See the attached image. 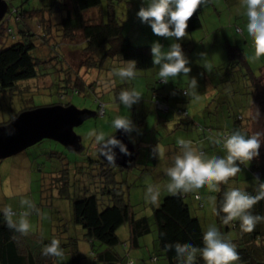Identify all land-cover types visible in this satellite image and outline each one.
<instances>
[{"label": "rangeland", "instance_id": "obj_1", "mask_svg": "<svg viewBox=\"0 0 264 264\" xmlns=\"http://www.w3.org/2000/svg\"><path fill=\"white\" fill-rule=\"evenodd\" d=\"M114 2L116 17L123 26V35L130 37L136 46L152 45L154 41H159L163 45V50L167 51L170 44L176 42L174 37L166 38L154 35L151 27L140 21L137 12L140 7L144 6V0H114ZM45 4L46 0H11V6L21 9L28 16L30 11L43 8ZM238 4L239 0H206V3L198 6L201 9L200 12L202 11L203 27L192 32L186 29V36L179 41L188 58L190 72L180 73L174 78L170 77L169 84L165 86L159 82L160 78L157 75L159 67L157 65L147 70L136 69L138 74L131 79H121L114 74L113 70L123 66L125 61L122 63L106 62L99 69L90 71L85 66L79 69L81 58L77 49L83 42L79 37L74 43L76 45L65 46L62 50L70 63L69 67L74 71L81 70L80 75L83 76L87 84H94L96 92L82 90L80 93L73 90L71 86L66 88L67 79H69L68 76H65L68 73L65 68L66 64L54 62L51 60L53 56L49 53L48 48L40 47V50L34 53L40 60L38 64L39 76L20 82L15 90L5 92V95L0 97V121L9 120L26 104L32 108L72 105L80 110L97 113V116L74 128L81 140V148L77 151L54 140L45 139L13 157L0 161V208L7 206L12 210L28 211L31 233L60 241L63 254L58 257L59 262L70 261L67 249L71 239L77 241L83 261H92L91 242L85 237V231L75 225L73 221L71 201L73 196L79 197L84 193L95 195L99 200L100 208H104L113 202L114 197L111 193H114L117 198L121 197L125 203L132 207L137 218L151 217L154 209L159 207L162 200L170 195L164 187L169 179L166 175V168L172 165L174 157L180 150L178 140L198 138L201 132L196 125H208V117L212 120L213 117L218 116L222 126L223 115H227L232 126V114H237L240 111L245 116L248 115L247 107L252 102V90L248 87L249 83L244 75L247 73V68L239 65L228 67L225 45L235 41L243 48L252 75L255 77H260L261 71L264 69V56L255 60L251 58L254 49L244 30L246 20L242 14H238ZM107 6V0H103V11L100 9L97 12L106 14ZM97 12L92 17L99 20L100 14ZM11 26L16 32L22 28L21 25L11 24ZM237 27L243 30V34L236 33ZM16 42L17 40L6 38L5 35L0 36V49ZM212 66L214 69L211 72ZM74 71L71 72L74 76L73 81L78 77V71ZM207 74L209 75L207 76ZM205 76H207L206 79H204ZM193 78L197 82L195 85H192ZM207 84L214 87L212 91L208 90ZM125 88H134L141 92L140 100L130 109L122 104L116 107L117 96ZM154 88H159L163 94H172L171 107L190 111V118L195 117V124L187 123V120L173 112L169 114L157 113L152 105V89ZM178 90H188L189 94L177 93ZM176 95L178 98L175 100ZM98 101L106 104L104 116L99 114ZM263 103L264 90L255 105L260 107ZM209 110L212 111V114L207 112ZM117 115L130 117L136 126L134 131L128 133V139L137 148L139 156L129 168L117 171L116 177L111 173L106 175L100 173L101 164L100 166L91 164V160L93 162L100 160L101 156L98 153V146L93 147V141L88 133L96 130L104 132L106 137L111 134L116 136L119 130L115 131L112 128L111 121ZM180 123L182 125L178 126ZM253 124L259 126L256 130L253 125L255 134L259 133V138L264 140V131H261V127H264L262 121H254ZM236 130L241 131L240 124H235L234 131ZM242 133L247 135L245 132ZM202 145L200 144L199 147ZM160 147L164 149L163 155L159 154ZM191 147L198 154L197 148L192 145ZM221 155L222 152L217 149L215 157ZM81 164L84 168H80ZM240 168V175L243 178L240 180L239 188H249V186L246 187L249 182L250 184L252 182L254 186L256 181L250 178V170L247 166L240 164ZM103 176L109 177L110 182L111 178L115 177L118 184L115 189L111 187L113 192L111 189L105 188ZM65 186H68V192H61ZM149 186L160 188V196L156 202H152L146 197ZM18 190L19 194H17ZM195 192L198 191H192L186 202L192 215L200 219L204 231L208 226L214 225L227 241L238 248L240 244L239 229L229 228L227 230L225 226H220L216 221V214L212 211L213 207L216 208L217 191L202 187L201 194L205 203L203 208H200L199 203L191 197ZM22 199H28L33 207L28 209L26 205H21ZM18 218L19 216L13 217L14 220H18ZM117 235L120 241L127 245L126 248L122 244L115 247L122 256L127 257L124 264H127L128 258L135 260V264H144L145 262L147 264H168L160 250L154 222L152 223V232L140 239V248L138 249L130 248L129 225L120 227ZM100 248H104V246H99L96 243L95 251ZM153 256H158V261L153 262L151 260Z\"/></svg>", "mask_w": 264, "mask_h": 264}, {"label": "trees", "instance_id": "obj_2", "mask_svg": "<svg viewBox=\"0 0 264 264\" xmlns=\"http://www.w3.org/2000/svg\"><path fill=\"white\" fill-rule=\"evenodd\" d=\"M107 3L106 14H101L97 10L101 9L103 11V0H46L43 8L30 11L28 16L21 9L11 6V0H8V12L0 23V36L5 35L6 38L17 40V42L0 49V97H3L5 92L15 90L20 82L39 76L38 64L40 60L37 59L34 53L40 50V47L48 48L49 53L53 56L51 60L54 62L62 65L66 64L65 68L68 73L65 76L69 77L66 88L71 86L73 90L80 93L82 90L96 92L94 84H87L83 76L80 75L81 70H76L78 71V77L73 81L74 76L71 72L74 70L69 67L70 63H68L62 50L65 46L76 45L74 43L79 37L83 40L77 49L81 58L79 69L85 66L90 71L99 69L106 62L122 63L128 60H135L136 69L138 70L152 69L155 64L152 63L151 45L136 46L130 37L123 35L122 23L115 14L116 4L114 0H107ZM200 10V8H197L189 19L188 31H196L203 27L202 11L200 12ZM96 12L100 14L99 20L92 17ZM11 24L21 25L22 28L16 32ZM236 31L238 34H243V30L239 27ZM79 48L83 49L80 50ZM225 49L228 55L227 65L229 68L234 65L247 68V73L244 75L248 80V87L252 90V102L247 107L248 115L245 116L240 111L237 114H232V126L227 115H223L222 126L218 116H212V120L208 117V125L206 126L196 125L201 134L198 138L187 139L186 141H190L191 145L197 148L198 155L203 160L215 158L217 149L222 152L221 156L226 155L222 138L235 130V124H240L241 131L247 133L248 136L255 135L254 126L256 130L259 128L257 124H253L254 121H262L264 125V103L260 107L255 105L259 95L264 90V69H262L260 77L253 76L243 48L235 41L226 44ZM62 67L64 68V66ZM212 69H214V66L211 67V72ZM159 82L164 86L169 84V82L164 83L161 80ZM213 88V86L208 85L209 91H212ZM177 93L189 94L188 90H178ZM171 95L169 93L163 94L159 88L152 89L154 110L160 114L173 112L175 115L178 114L187 120V123L195 124V117L190 118V111L171 107ZM177 98L176 95L175 100ZM219 98L222 97L219 96ZM98 103L99 114L105 115L106 104L102 101H98ZM34 108L28 107L27 104L24 105L9 120L0 121V126L10 123L21 112ZM207 112L212 114L210 110ZM261 131H264V127H261ZM200 144L203 145L199 147ZM206 144H209V146ZM178 148H180L179 144ZM98 150L100 156L101 148L99 146ZM90 162L99 166L101 164L100 173L104 175L111 173L116 177L117 171L127 169L131 165L128 167L115 166L103 161L102 158ZM80 168H84V166L81 164ZM247 168L250 170V178H253L256 182L254 186L252 182L251 184L250 182L247 183L246 187L249 186V188H246V191L256 195L259 192V181L264 182V144H261L259 155L247 165ZM98 175L101 177L100 174ZM242 178L240 172H238L232 178H228L227 182L220 183V190L217 191L216 199L217 209L222 204L223 192L233 187H239ZM257 178L259 181H257ZM111 179L112 184L109 177H102L106 185L105 188L112 191L111 187L115 189L118 182L114 176ZM64 191L68 192V186L61 189V192ZM201 192L202 188L200 192H195L191 197L199 203L200 208H203L205 203ZM191 193H178L176 196L169 195L162 200L159 207L154 209L151 217L144 216L140 218L136 217L129 204L125 203L121 197L117 198L114 193H111L114 197L113 202L104 208H100L99 200L95 195L84 193L79 197L77 195L73 196L71 198L73 221L75 225L80 226L85 231L84 235L93 247L91 251L92 261L88 262L83 261L79 245L74 239H71L68 244L67 254L70 256V261H66L67 263L59 262L56 256L45 255L43 248L51 242L52 238L36 236L30 231L24 234L15 228H10L3 214H0V264H124L127 257L122 256L115 248L120 244L124 245V248L127 247L126 243L120 241L117 235L118 229L123 225H129L130 248L138 249L140 248V239L152 232L153 222L157 228L160 250L168 264H182V258H178L173 251L174 245L192 244L196 247H203L202 235L204 228L200 219L192 215L186 202ZM12 211L15 214L14 216H20L25 210ZM249 211L253 215L264 217V198L254 204ZM224 215L222 212L220 215H216V221L220 226H225L227 230L229 228L239 229L240 244L236 248L239 259L233 264H264V219L258 221L251 232H244L240 228L239 220H234L225 225L222 221ZM96 243L99 246H104V248L95 251ZM63 247H66V245H63ZM151 260L153 262L158 261V256L151 257ZM127 264H135V260L128 258ZM194 264H205V261L197 254Z\"/></svg>", "mask_w": 264, "mask_h": 264}, {"label": "clouds", "instance_id": "obj_3", "mask_svg": "<svg viewBox=\"0 0 264 264\" xmlns=\"http://www.w3.org/2000/svg\"><path fill=\"white\" fill-rule=\"evenodd\" d=\"M206 3V0H144V6L137 12L142 23L151 27L154 35L162 37H174L175 43L170 44L167 51L163 50V45L159 41H154L151 45L152 63L159 67L158 77L164 83L170 77H176L180 73L190 72L189 61L185 56L181 43V38L186 36L188 21L197 10L198 6ZM238 14H242L246 20L245 31L251 41L254 54L253 60L264 56V0H239ZM114 74L121 79L134 78L136 71V61H125L124 65L115 68ZM197 82L193 78L192 85ZM141 98V92L132 89H122L117 96V105L120 104L129 109ZM112 128L123 130L124 133H131L136 126L128 116L117 115L111 121ZM114 131V132H115ZM93 141V147L99 146L102 154L109 160H114L113 149L119 147L122 153H127V146L115 135L106 137L104 132L92 130L88 133ZM260 134L247 136L239 130L222 138L224 156H217L212 159L203 160L200 155L191 147V142L179 139L180 150L174 157L171 166L166 168V175L169 178L164 186L167 192L176 196L178 193H189L199 191L202 187H207L211 191H219L221 182H227L229 177L241 172L240 164L247 166L259 155V149L264 140L260 139ZM163 155L164 149H158ZM239 162V163H238ZM257 181L258 178H257ZM26 191V189H24ZM19 194V190L18 193ZM160 196V188L149 186L146 197L156 202ZM222 204L212 211L216 215L224 213L222 221L225 225L234 220H239L240 228L244 232H251L256 223L264 217L253 215L249 210L260 199L264 198V182L259 181V192L256 195L250 194L245 188L233 187L224 191ZM213 200L215 198L213 197ZM21 205H26L28 209L33 204L28 199H22ZM8 227L27 234L31 228L28 220V211H24L14 220V213L10 207L0 208ZM203 247H196L192 244L174 245L173 251L178 258H182V264H194L197 254H199L205 264H233L239 259V254L235 246L227 241L221 232L214 226H208L202 235ZM45 255L56 257L62 256L60 241L53 238L51 242L43 248Z\"/></svg>", "mask_w": 264, "mask_h": 264}, {"label": "water", "instance_id": "obj_4", "mask_svg": "<svg viewBox=\"0 0 264 264\" xmlns=\"http://www.w3.org/2000/svg\"><path fill=\"white\" fill-rule=\"evenodd\" d=\"M8 7V1L0 0V22L5 18ZM95 116L96 112L80 110L72 105L44 106L23 111L10 123L0 126V160L13 157L45 139L77 151L81 148V140L74 128ZM116 138L127 146L128 152L122 153L119 147H115L114 160L107 159L102 149L100 156L111 165L128 167L136 161L138 152L129 142L128 133L119 130Z\"/></svg>", "mask_w": 264, "mask_h": 264}, {"label": "built area", "instance_id": "obj_5", "mask_svg": "<svg viewBox=\"0 0 264 264\" xmlns=\"http://www.w3.org/2000/svg\"><path fill=\"white\" fill-rule=\"evenodd\" d=\"M6 1H8V0H6ZM101 112H102V110H101Z\"/></svg>", "mask_w": 264, "mask_h": 264}]
</instances>
